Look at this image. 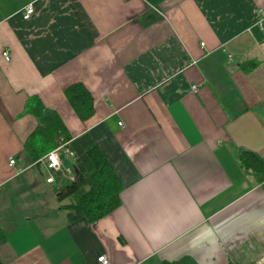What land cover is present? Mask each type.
<instances>
[{"label":"crops","instance_id":"crops-1","mask_svg":"<svg viewBox=\"0 0 264 264\" xmlns=\"http://www.w3.org/2000/svg\"><path fill=\"white\" fill-rule=\"evenodd\" d=\"M260 10L264 0H0L1 264L263 258L264 178L237 158L264 157ZM75 83L93 99L86 121L65 95ZM30 95L73 137L89 132L114 168L121 205L104 218L70 221L58 194L71 180L48 183L44 155L24 153ZM61 158L77 179L74 157Z\"/></svg>","mask_w":264,"mask_h":264},{"label":"trees","instance_id":"trees-1","mask_svg":"<svg viewBox=\"0 0 264 264\" xmlns=\"http://www.w3.org/2000/svg\"><path fill=\"white\" fill-rule=\"evenodd\" d=\"M249 65L248 68L245 63L241 66L244 70L252 69L257 62H251ZM65 95L81 120L86 121L94 114L92 96L82 83L68 86ZM23 113L32 114L37 119V125L24 145V153L32 161L37 162L40 157L60 144H65L73 153L79 174L75 182L64 181L62 189L66 188L67 192L58 194L60 203L66 201L62 203L61 208L67 212L70 221L86 218L89 222H94L121 205V180L89 132L73 137L59 114L46 109L38 95H30L27 98ZM237 158L244 172L264 178V157L240 148ZM262 186L264 189V181ZM164 264L199 263L190 256H184ZM229 264L238 263L230 261Z\"/></svg>","mask_w":264,"mask_h":264},{"label":"built area","instance_id":"built-area-1","mask_svg":"<svg viewBox=\"0 0 264 264\" xmlns=\"http://www.w3.org/2000/svg\"><path fill=\"white\" fill-rule=\"evenodd\" d=\"M260 15H264L263 11H259ZM34 13V7L32 4H29L25 7L22 15L24 19H29L31 15ZM204 45V43H201ZM3 55L6 59H9V53L8 51H4ZM192 90L197 91L198 85H192ZM120 125H122V122H119ZM62 154L69 155L73 157V153L66 148L65 144H60L48 153H46L39 161L44 166L46 172H47V182L48 183H55L58 174H62L65 177H68L71 181L76 180V176L73 173L71 168H64L63 166V160L61 158ZM17 158L15 156L9 157V165L12 167L16 166ZM17 172L23 171V168L17 167ZM71 174V175H70ZM74 174V175H73ZM98 261L100 264H109V260L105 255H102L98 258Z\"/></svg>","mask_w":264,"mask_h":264},{"label":"rangeland","instance_id":"rangeland-1","mask_svg":"<svg viewBox=\"0 0 264 264\" xmlns=\"http://www.w3.org/2000/svg\"><path fill=\"white\" fill-rule=\"evenodd\" d=\"M248 264H251V263H253V264H264V257L262 258V257H256V258H253V259H251V257H249L248 259Z\"/></svg>","mask_w":264,"mask_h":264},{"label":"water","instance_id":"water-1","mask_svg":"<svg viewBox=\"0 0 264 264\" xmlns=\"http://www.w3.org/2000/svg\"><path fill=\"white\" fill-rule=\"evenodd\" d=\"M75 171H76V174L78 175L79 174V170L77 167H75Z\"/></svg>","mask_w":264,"mask_h":264}]
</instances>
